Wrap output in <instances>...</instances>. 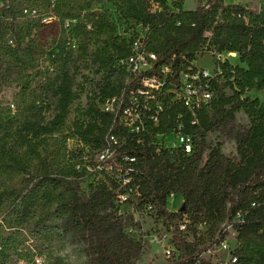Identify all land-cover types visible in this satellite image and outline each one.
<instances>
[{
	"label": "trees",
	"instance_id": "trees-1",
	"mask_svg": "<svg viewBox=\"0 0 264 264\" xmlns=\"http://www.w3.org/2000/svg\"><path fill=\"white\" fill-rule=\"evenodd\" d=\"M180 1L126 0L120 8L124 19L139 24L143 50L155 60L146 71L129 72L126 85L101 87L98 101L86 104L87 122H73L71 133L84 146L107 152L116 162L109 164V171L98 172L101 176L89 183L87 192L55 173L39 153L38 137L63 124L74 100L67 76L55 88L57 114L52 121L46 126L26 122L14 139L0 146V172L25 175V189L38 182L64 187L69 198L62 207L72 227L98 237L99 248L92 257L98 264H135L140 254L139 244L127 241L107 214L114 191L131 199L134 210L151 207L176 230L183 216L198 219L199 224H231L236 233L234 264H264V100L248 95H264V12L226 5L223 0H198L194 9L186 10ZM152 4L156 10L150 9ZM90 15L96 20V33L106 36L91 63L102 67L127 59L130 43L138 35L121 39L106 12ZM203 51L213 56L233 53L245 67L216 58L214 75L207 80L211 97L191 111L173 91L180 86L181 74L196 73L194 62ZM151 78L162 83L158 90L143 86L142 80ZM112 98L116 99L113 111H103L100 106ZM129 107L142 123L134 132L122 122V111ZM240 110L250 126L238 140L239 159H224L217 151L204 158L205 135ZM172 133L190 137V154L158 146L157 136ZM172 194H180L183 204L168 213L166 198ZM224 236L225 232L220 238ZM174 246L178 255L170 264H211L202 258L204 250L192 243L177 240Z\"/></svg>",
	"mask_w": 264,
	"mask_h": 264
},
{
	"label": "rangeland",
	"instance_id": "rangeland-1",
	"mask_svg": "<svg viewBox=\"0 0 264 264\" xmlns=\"http://www.w3.org/2000/svg\"><path fill=\"white\" fill-rule=\"evenodd\" d=\"M172 1L176 0L168 3ZM125 2L0 0V146L14 139L26 122L46 126L52 121L57 114L55 88L67 76L74 100L63 124L54 132L38 137L39 153L46 157L55 173L77 183L81 191L87 192L89 183L101 176L98 172L102 168L109 171V164L116 162L111 154L84 146L71 133V126L73 122H87L86 104L89 100L98 101L101 87L123 86L131 79L119 62L102 67L91 63L93 52L103 46L106 36L96 33V20L90 13L106 12L115 34L128 40L139 36L142 29L123 18L120 8ZM197 2L181 0V8L192 10ZM223 2L238 4L255 13L264 12V0ZM156 8L152 4L150 9ZM216 58L245 67L233 53L213 56L203 51L194 62L196 70L212 74ZM226 92L231 93L228 89ZM248 95L251 99L264 100L262 94ZM249 126L250 120L241 110L234 113L233 119L218 122L204 137V158L217 151L224 159L237 161L238 140ZM156 142L164 149L176 150L180 148V134L159 135ZM25 178V175L0 172V264H98L92 260L99 248L98 237L88 230L72 227L63 210L69 192L48 182L33 183L25 189ZM113 194V206L107 214L120 226L127 241L139 244L140 254L135 264H170L178 253L166 258L164 248L166 245L175 248L177 240L204 250L203 258L211 264H233L236 233L231 224L211 226L186 217L187 226L179 231L168 218L157 217L149 206L134 210L129 204L131 199L118 195V191ZM182 204V196L172 194L166 198V211L177 212ZM223 232L225 236L221 239Z\"/></svg>",
	"mask_w": 264,
	"mask_h": 264
},
{
	"label": "built area",
	"instance_id": "built-area-1",
	"mask_svg": "<svg viewBox=\"0 0 264 264\" xmlns=\"http://www.w3.org/2000/svg\"><path fill=\"white\" fill-rule=\"evenodd\" d=\"M143 33L132 40L130 43L131 55L122 61H119L128 72L140 73L146 71L150 68L151 62L155 60V56L150 53H145L143 50ZM165 71H167L165 69ZM215 72V68H214ZM214 72L210 74L206 70L196 71L192 75L181 74L180 76V86H178L174 91L175 99L181 101L189 110L193 111L197 109L202 103L207 102L211 95L207 88V80L213 77ZM181 78H184L181 79ZM204 81V82H201ZM144 87L148 89L158 90L162 83H159L157 78L144 79L142 80ZM116 99H108L100 107L103 111L109 112L113 111ZM122 122L129 132H134L138 130V127L142 125L139 115L134 112L133 107L125 108L122 111ZM155 120V119H154ZM177 134V133H176ZM179 134V133H178ZM181 144L180 149L185 154H190L192 151L191 139L188 136H183L180 134ZM151 208V207H149ZM186 217L183 216L178 222V230L182 231L186 228ZM164 255L166 258L172 257L176 253V249L173 246L166 245L164 248ZM203 258V255H202ZM177 257L175 258V260ZM204 259V258H203ZM235 258L232 257V263H235Z\"/></svg>",
	"mask_w": 264,
	"mask_h": 264
}]
</instances>
